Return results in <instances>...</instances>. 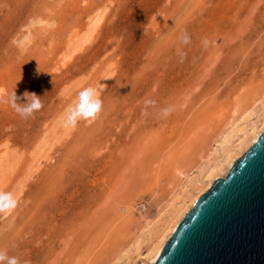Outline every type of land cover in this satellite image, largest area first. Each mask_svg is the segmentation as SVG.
I'll list each match as a JSON object with an SVG mask.
<instances>
[{"label": "rangeland", "instance_id": "rangeland-1", "mask_svg": "<svg viewBox=\"0 0 264 264\" xmlns=\"http://www.w3.org/2000/svg\"><path fill=\"white\" fill-rule=\"evenodd\" d=\"M89 86L102 112L65 127ZM25 91L43 103L26 119L8 102ZM0 99V191L17 201L0 249L130 264L144 222L263 109L264 0H0Z\"/></svg>", "mask_w": 264, "mask_h": 264}, {"label": "water", "instance_id": "water-1", "mask_svg": "<svg viewBox=\"0 0 264 264\" xmlns=\"http://www.w3.org/2000/svg\"><path fill=\"white\" fill-rule=\"evenodd\" d=\"M152 264H264V132L197 197Z\"/></svg>", "mask_w": 264, "mask_h": 264}, {"label": "bare ground", "instance_id": "bare-ground-1", "mask_svg": "<svg viewBox=\"0 0 264 264\" xmlns=\"http://www.w3.org/2000/svg\"><path fill=\"white\" fill-rule=\"evenodd\" d=\"M244 113L240 124H236L237 121H235L227 131L219 136L220 140L217 142L221 151H213V155L211 154L213 157L209 158L205 165L201 164L202 166L194 177L191 176L186 180L181 192L176 195V199H172L173 201L168 203L164 211L158 212L153 222L152 220L144 222V227L132 243L135 260L133 259L130 264H136L138 261L152 264L177 223L191 208L197 197L206 191L215 180L222 177L233 161L254 142L260 133L264 132V107L255 117H253L255 114L253 111ZM178 173L182 176L185 174L181 171Z\"/></svg>", "mask_w": 264, "mask_h": 264}, {"label": "clouds", "instance_id": "clouds-1", "mask_svg": "<svg viewBox=\"0 0 264 264\" xmlns=\"http://www.w3.org/2000/svg\"><path fill=\"white\" fill-rule=\"evenodd\" d=\"M180 41L183 45H188L191 42L190 36L187 33H182ZM203 43L207 45L208 41L205 39ZM20 100L21 98L17 97L15 92H13L8 102L11 108L22 118H29L43 108L42 100L35 93L25 91L23 93V100L25 102L20 103ZM0 102L4 101L0 99ZM155 104V100L146 99L144 101L146 109L149 106H155ZM102 109L103 101L98 95L97 89L91 86L86 87L79 92L76 103L66 112L63 120L64 126L75 127L80 120H95L102 112ZM161 112L164 116H167L171 112V108H163ZM16 207L17 201L13 195L0 191V214L10 213ZM0 264H21V262L17 256H10L6 251L0 249Z\"/></svg>", "mask_w": 264, "mask_h": 264}]
</instances>
